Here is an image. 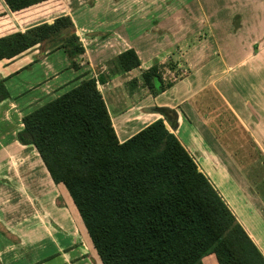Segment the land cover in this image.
I'll use <instances>...</instances> for the list:
<instances>
[{"label":"crops","instance_id":"obj_1","mask_svg":"<svg viewBox=\"0 0 264 264\" xmlns=\"http://www.w3.org/2000/svg\"><path fill=\"white\" fill-rule=\"evenodd\" d=\"M63 14L85 47L77 67L53 41L0 60V264H103L65 184L17 136L26 113L90 76L106 103L108 85L124 102L120 141L164 117L149 107L177 111L171 130L264 254V0H47L14 12L0 0V37ZM128 48L141 64L123 71ZM155 64L181 71L157 95L141 78Z\"/></svg>","mask_w":264,"mask_h":264},{"label":"trees","instance_id":"obj_2","mask_svg":"<svg viewBox=\"0 0 264 264\" xmlns=\"http://www.w3.org/2000/svg\"><path fill=\"white\" fill-rule=\"evenodd\" d=\"M47 0H5L19 11ZM44 41L57 42L77 67L85 51L68 14L0 37V60ZM129 71L134 48L118 56ZM164 64L142 71L150 93L173 84ZM95 76L23 116L21 143L34 145L56 183H64L103 264H264V254L199 168L178 136V113L158 107L157 118L120 141ZM9 97L0 80V100Z\"/></svg>","mask_w":264,"mask_h":264},{"label":"rangeland","instance_id":"obj_3","mask_svg":"<svg viewBox=\"0 0 264 264\" xmlns=\"http://www.w3.org/2000/svg\"><path fill=\"white\" fill-rule=\"evenodd\" d=\"M98 14L100 15V13H98ZM98 14H95V15H98ZM191 40H193V39H191ZM163 72H164L165 79L166 80H170V81H172L175 78H177L179 76V73H181V71H179V70L178 71L177 70L174 71L173 69H172V72H169V71H166L165 69H163ZM124 88H126V87H124ZM129 88H130V85H129ZM124 90H125L124 92L127 93L126 89H124ZM104 91H105V96H106L107 103L109 105V108L112 111L113 124L116 125L117 131L119 133V106H122L124 104V102L119 100V93H115L116 89L112 85L106 86ZM247 170H249V169L247 168Z\"/></svg>","mask_w":264,"mask_h":264},{"label":"water","instance_id":"obj_4","mask_svg":"<svg viewBox=\"0 0 264 264\" xmlns=\"http://www.w3.org/2000/svg\"><path fill=\"white\" fill-rule=\"evenodd\" d=\"M148 109H149V111H152V112H156V113L160 112L159 108L155 107V106H151Z\"/></svg>","mask_w":264,"mask_h":264}]
</instances>
